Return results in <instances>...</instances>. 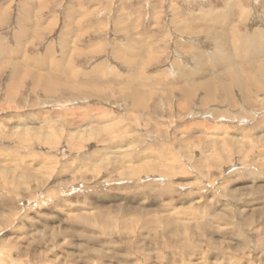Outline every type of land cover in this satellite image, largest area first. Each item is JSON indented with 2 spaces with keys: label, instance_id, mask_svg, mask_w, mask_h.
I'll return each mask as SVG.
<instances>
[{
  "label": "rangeland",
  "instance_id": "rangeland-1",
  "mask_svg": "<svg viewBox=\"0 0 264 264\" xmlns=\"http://www.w3.org/2000/svg\"><path fill=\"white\" fill-rule=\"evenodd\" d=\"M263 73L264 0H0V264H264Z\"/></svg>",
  "mask_w": 264,
  "mask_h": 264
},
{
  "label": "bare ground",
  "instance_id": "bare-ground-1",
  "mask_svg": "<svg viewBox=\"0 0 264 264\" xmlns=\"http://www.w3.org/2000/svg\"><path fill=\"white\" fill-rule=\"evenodd\" d=\"M27 30H28V29H27ZM23 31H24V30H23ZM65 43H66V42H65ZM53 53H54V52H53ZM69 54H70V53H69ZM263 74H264V73H263ZM49 80H50V79H49ZM130 98H131V97H130ZM136 98H137V97H136ZM136 98L134 97V99H136ZM140 100H141V99H140ZM135 101H136V100H135ZM56 112H57V111H56ZM38 134H39V133H38ZM182 135H183V134H182ZM70 136H71V135H70ZM114 136H115V135H114ZM46 137H47V136H46ZM37 138L39 139V136H38ZM48 138H49V137H48ZM81 138L83 139V137H81ZM22 142H23V141H22ZM45 143H46V142H45ZM21 144H22V143H21ZM98 152H99V151H98ZM98 152H97V153H98ZM98 154H99V153H98ZM128 160H129V159H128ZM130 160H131V159H130ZM131 161H132V160H131ZM141 163H142V162H141ZM48 165H49V164H48ZM151 165H152V164H151ZM156 166H157V165H156ZM0 167H1V166H0ZM149 167H151V166H149ZM11 168H12V167H11ZM123 168H124V167H123ZM137 168H138V167H137ZM158 168H160V167H158ZM0 169H1V168H0ZM140 169L143 170L142 167H141ZM144 169H145V168H144ZM148 169H149V171H150V168H148ZM152 169H153V168H152ZM154 169H155V168H154ZM169 169H170V168H169ZM9 170H10V169H9ZM22 170H23V169H22ZM44 170H45V169H44ZM155 170H156V169H155ZM160 170H161V169H160ZM167 170H168V169H167ZM15 171H16V170H15ZM133 171H134V170H133ZM133 171L131 172L132 174H134ZM135 171L138 172V170H136V169H135ZM39 172H40V171H39ZM143 172H145V171L143 170ZM168 172H169V171H168ZM3 173H4V172H3ZM8 173H10V172H8ZM27 173H28V172H27ZM12 174L15 175V173H12ZM30 174H31V173H30ZM30 174H29V175H30ZM35 174H36V173H35ZM127 174H128V173H127ZM132 174H130V175H132ZM137 174H138V173H137ZM27 175H28V174H27ZM27 175H26V176H27ZM10 176H11V175H10ZM18 176H19V175H18ZM32 176H33V175H32ZM32 176H30V177H32ZM7 177H8V176H7ZM7 177H6V178H7ZM12 177H13V176H12ZM12 177H10V178H12ZM8 178H9V177H8ZM16 179H18V178H16Z\"/></svg>",
  "mask_w": 264,
  "mask_h": 264
}]
</instances>
